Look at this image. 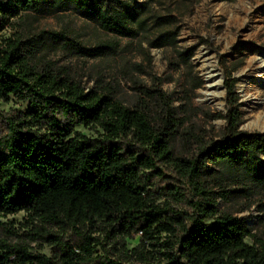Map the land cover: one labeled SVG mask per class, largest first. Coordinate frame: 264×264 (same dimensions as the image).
<instances>
[{"label": "trees", "instance_id": "1", "mask_svg": "<svg viewBox=\"0 0 264 264\" xmlns=\"http://www.w3.org/2000/svg\"><path fill=\"white\" fill-rule=\"evenodd\" d=\"M157 1L0 0V101L27 103L24 110L0 113V216L25 212L31 228L23 236L52 238L54 246L47 257L32 254L24 240L12 244L0 238V264H264V239L243 218L218 213L214 192L205 185L203 160L173 154L171 142L182 118L168 94L146 88L138 104L127 106L107 88L86 90L67 76L36 68L21 35L4 34L28 12L72 9L118 38L133 37L146 25L172 23L173 16L157 11ZM158 39L157 46L176 44L168 30ZM114 46H97L94 55ZM185 53L188 58L190 51ZM212 117L227 122L223 139L210 149L213 160L241 192L264 190V133L239 131L236 107ZM78 125L99 127L100 135L88 137ZM164 166L174 170L176 183L164 181ZM95 223L114 235L140 234L138 244L119 254H98L99 242L85 230ZM50 226L71 229L77 240H62L48 231ZM147 241L154 249L146 250Z\"/></svg>", "mask_w": 264, "mask_h": 264}, {"label": "rangeland", "instance_id": "2", "mask_svg": "<svg viewBox=\"0 0 264 264\" xmlns=\"http://www.w3.org/2000/svg\"><path fill=\"white\" fill-rule=\"evenodd\" d=\"M155 7L162 15L173 16L169 19L172 23L161 28L146 25L133 37L118 38L72 9L52 14L28 12L14 21L13 27L6 28L4 34L21 35L23 49L36 68L67 76L86 90L95 86L107 88L127 106L138 104L146 88L161 89L168 94L173 99L176 116L182 118L171 142L173 154L203 160L208 172L205 185L214 192L218 213L243 218L264 239V218H258L264 215V208L259 207L264 201V190L253 188L249 193L241 192L242 186L213 160L214 153L210 152L223 139L227 125L225 117H212L215 112L225 116L228 109L236 107L241 120L239 131L264 133V0H158ZM167 30L176 35V44L157 46L161 42L158 36ZM113 42V50L102 48L100 55H94V48ZM200 50L206 52L204 62L197 57ZM207 59L209 65L205 64ZM210 70L220 80L214 92L220 93L222 106L208 98L205 75ZM197 84L200 86L196 87ZM232 99L235 101L231 102ZM26 107V102L16 98L0 101L3 114H13ZM76 129L88 137H97L101 132L96 126L78 125ZM205 152L209 153L208 157ZM164 168L168 174L164 181L176 183L172 178L174 170ZM172 206L187 210L183 204ZM26 221L23 211L0 216V238L12 244L24 240L32 254L51 257L53 239L24 237L23 233L31 228L26 226ZM3 225L15 230L18 237L9 235ZM85 230L99 242L98 254L130 250L138 244L140 236L114 235L102 223ZM48 231L71 244L77 240L71 229L63 231L50 226ZM164 239L163 233L160 241ZM246 241L252 243L250 238ZM144 247L154 249L148 241ZM131 261L136 262L134 258Z\"/></svg>", "mask_w": 264, "mask_h": 264}, {"label": "bare ground", "instance_id": "3", "mask_svg": "<svg viewBox=\"0 0 264 264\" xmlns=\"http://www.w3.org/2000/svg\"><path fill=\"white\" fill-rule=\"evenodd\" d=\"M200 60H202L204 62V60L206 59V52L203 50H200L198 52V56H197ZM205 64H210L208 59L207 61H205ZM262 67V66H261ZM206 81H207V87L209 89L208 91V98L212 99L213 101L215 100L217 106H222V103L219 101L220 99V93L218 94L217 92H214V90H216L218 88V86L220 85V80L218 79L217 74L213 71L210 70L206 73Z\"/></svg>", "mask_w": 264, "mask_h": 264}]
</instances>
